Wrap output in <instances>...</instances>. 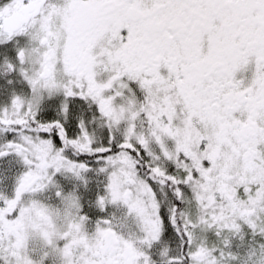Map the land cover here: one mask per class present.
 Returning a JSON list of instances; mask_svg holds the SVG:
<instances>
[{"label":"snow or ice","instance_id":"obj_1","mask_svg":"<svg viewBox=\"0 0 264 264\" xmlns=\"http://www.w3.org/2000/svg\"><path fill=\"white\" fill-rule=\"evenodd\" d=\"M0 264H264V0H0Z\"/></svg>","mask_w":264,"mask_h":264}]
</instances>
